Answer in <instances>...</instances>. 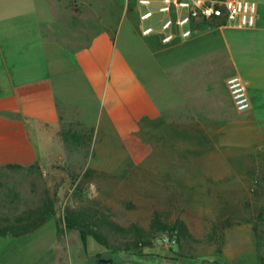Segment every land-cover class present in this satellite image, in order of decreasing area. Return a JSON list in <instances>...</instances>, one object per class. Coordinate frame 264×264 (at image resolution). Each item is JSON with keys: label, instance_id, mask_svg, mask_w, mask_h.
Masks as SVG:
<instances>
[{"label": "rangeland", "instance_id": "374dc122", "mask_svg": "<svg viewBox=\"0 0 264 264\" xmlns=\"http://www.w3.org/2000/svg\"><path fill=\"white\" fill-rule=\"evenodd\" d=\"M27 1L34 6L30 16L36 28L40 21H55L46 0H0V6ZM135 1L65 3L66 10L77 15L73 41L78 40V51L96 41L93 52L103 57V45L112 47L106 81L98 95L81 94L85 106L78 107L77 123L47 130L44 155L36 164L39 171L25 168L1 174L0 194L8 189L19 192L21 209L37 203L44 188L57 201L56 214L36 232L11 244H6L11 239L0 238L4 264H97L113 256L114 264H186L192 255L234 243L228 230L235 222H250L246 228L254 229L255 236L246 241L264 249V134L243 124V130L231 127L242 132L237 137L228 139L235 133L225 131L219 140L212 137L218 133L214 126L205 125V134L204 124L188 121L182 79L186 65L174 70L181 75L176 87L170 65L186 60L196 48L199 53L206 50L209 35L200 34L194 42L196 36L182 35L192 26L174 25L175 39L165 44L163 23L176 21L177 14L160 13L159 3L147 9L140 4L141 13H154L143 20ZM148 27L154 31L144 35ZM87 208L109 211L121 225L146 226L155 212L181 218L193 238L179 246L178 232L173 231L175 245L154 240L153 247L138 252L114 253L116 237L107 249L93 237L84 241L80 231L67 227L68 210Z\"/></svg>", "mask_w": 264, "mask_h": 264}, {"label": "crops", "instance_id": "0c3cea01", "mask_svg": "<svg viewBox=\"0 0 264 264\" xmlns=\"http://www.w3.org/2000/svg\"><path fill=\"white\" fill-rule=\"evenodd\" d=\"M140 1L135 2L141 13ZM150 1L161 4L162 0ZM249 1L257 4L253 27L224 22L200 26L194 22V42L200 34L209 35L206 50L199 53L200 47L196 48L186 60L170 65L174 87L181 76L174 70L180 71L186 65L182 79L186 80L188 121L204 124L205 134V125L214 126L218 131L214 139H223L225 131L235 133L228 139L237 137L242 132L231 127L242 129L243 124L264 134V0ZM27 2L0 6V167L29 168L42 160L47 130L51 125L78 122V107L85 106L80 96L93 92L98 95L100 84L106 81L112 51L104 44L103 57L98 51L94 53L96 41L91 48L78 51V40L73 41L77 15L65 5L77 0H46L55 21H40L38 28L30 16L34 13V6L29 4L32 1ZM235 75L248 87L252 106L244 113L236 110L227 85ZM154 108L160 110L157 104ZM230 157L225 161L229 162ZM250 224L235 222L228 230L234 235V243H220L215 252L192 255L186 264H264V249L260 251L258 244L246 241L255 236L254 229L246 228ZM3 247L0 264L5 262Z\"/></svg>", "mask_w": 264, "mask_h": 264}, {"label": "trees", "instance_id": "16d2710c", "mask_svg": "<svg viewBox=\"0 0 264 264\" xmlns=\"http://www.w3.org/2000/svg\"><path fill=\"white\" fill-rule=\"evenodd\" d=\"M206 24H211L204 22ZM25 167L8 165L0 167V189L4 186V170H22ZM29 170H38V165H33ZM20 193L14 189H8L0 194V237L17 239L28 236L42 226L56 214V196L51 195L50 190L43 189L39 201L32 206L23 209L19 207ZM65 221L69 229H77L85 241L87 237H93L100 245L111 249V238L116 237L117 245L112 251L138 252L144 248L153 247L157 234L178 232V245L182 246L185 241L192 237L189 225L177 218L169 219L166 215L155 212L148 225L131 223L121 225L113 218L109 211L104 209H81L78 211L68 210ZM193 238V237H192Z\"/></svg>", "mask_w": 264, "mask_h": 264}, {"label": "built area", "instance_id": "2783aa9c", "mask_svg": "<svg viewBox=\"0 0 264 264\" xmlns=\"http://www.w3.org/2000/svg\"><path fill=\"white\" fill-rule=\"evenodd\" d=\"M141 5L151 6L150 0H141ZM159 12L163 14H177L176 21L168 19L163 23L162 34L165 44L171 43L175 39V34L171 31L174 25L180 28L192 26L194 22L208 23H230L239 27H253L256 24L257 4L249 0H162ZM154 16L150 10L141 15L143 20H148ZM153 28L144 29V35L153 33ZM183 37L192 35L191 29L183 31ZM228 89L236 110L240 113L251 109V100L248 94L246 81L240 76H232L227 80ZM177 234L162 233L158 235L155 242L159 245H175Z\"/></svg>", "mask_w": 264, "mask_h": 264}, {"label": "water", "instance_id": "95a60500", "mask_svg": "<svg viewBox=\"0 0 264 264\" xmlns=\"http://www.w3.org/2000/svg\"><path fill=\"white\" fill-rule=\"evenodd\" d=\"M97 264H113V258L110 257V258L99 259Z\"/></svg>", "mask_w": 264, "mask_h": 264}]
</instances>
